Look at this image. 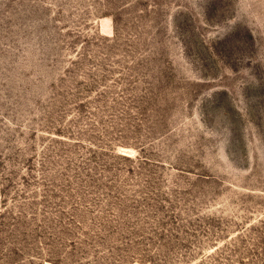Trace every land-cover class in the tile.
Returning <instances> with one entry per match:
<instances>
[{"label": "rangeland", "instance_id": "rangeland-1", "mask_svg": "<svg viewBox=\"0 0 264 264\" xmlns=\"http://www.w3.org/2000/svg\"><path fill=\"white\" fill-rule=\"evenodd\" d=\"M0 264H264V0H0Z\"/></svg>", "mask_w": 264, "mask_h": 264}]
</instances>
